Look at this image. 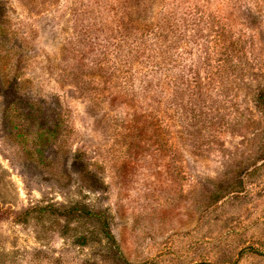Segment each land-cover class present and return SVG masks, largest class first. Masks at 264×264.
Segmentation results:
<instances>
[{
    "label": "rangeland",
    "instance_id": "obj_1",
    "mask_svg": "<svg viewBox=\"0 0 264 264\" xmlns=\"http://www.w3.org/2000/svg\"><path fill=\"white\" fill-rule=\"evenodd\" d=\"M260 88L264 0H0V264H264Z\"/></svg>",
    "mask_w": 264,
    "mask_h": 264
},
{
    "label": "trees",
    "instance_id": "obj_2",
    "mask_svg": "<svg viewBox=\"0 0 264 264\" xmlns=\"http://www.w3.org/2000/svg\"><path fill=\"white\" fill-rule=\"evenodd\" d=\"M145 46L141 47L140 49H144ZM148 56H151L150 54H148ZM257 101L259 103H262L264 102V90L262 88L258 89V92H257Z\"/></svg>",
    "mask_w": 264,
    "mask_h": 264
}]
</instances>
